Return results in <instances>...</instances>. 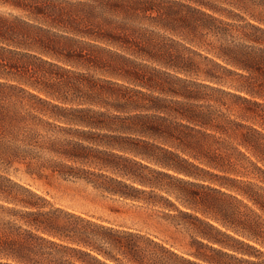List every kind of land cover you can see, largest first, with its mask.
I'll use <instances>...</instances> for the list:
<instances>
[{"label": "trees", "instance_id": "1", "mask_svg": "<svg viewBox=\"0 0 264 264\" xmlns=\"http://www.w3.org/2000/svg\"><path fill=\"white\" fill-rule=\"evenodd\" d=\"M128 1L134 17L155 14V18H150L157 22L155 26L164 31L175 32L169 23L174 15H180L179 19L185 27L197 36L190 39L182 35L185 40L212 54L213 66L232 78V91L197 83H193V88L185 85V80L178 89L157 87L154 91L159 94L181 97L185 102L149 96L138 108L154 115L139 114L130 119L139 127L138 132H155L159 138L203 167L222 173L219 179L225 182L219 183V186L233 193L222 195H228L235 206L225 207L217 201L215 205L212 203L211 207H205L206 198L194 194L191 199L194 203L186 206H201L198 212L204 218L191 217L176 208L178 213L206 228L194 226L198 237L192 238L184 253L140 234L107 227L57 208L45 211L47 201L12 180L8 172L14 163L26 162L30 165L33 161H37L34 170L40 178L42 174L39 173L48 168L51 172L58 171L39 163L40 157L35 150L78 161L74 155L76 151L54 149V144L49 146L40 140L41 136L33 126H39L43 120L33 113L58 122L96 126L94 121L83 115L88 110L67 106V103L75 102V99L68 98L65 91L70 84L66 81L67 77L59 75L58 71L53 72L52 68L56 66L42 57H53L62 48L59 44L64 37L53 29L78 31H74L70 23L67 27L60 26L58 19L52 17L55 7L51 0H0L1 5L27 13L28 18L0 14V264H264V254L259 250L221 232L209 222L215 221L235 235L264 248V198L254 183L243 180L252 178L264 183V17L250 15L254 23L243 19L244 24H236L216 17L213 13L222 14L220 10L203 0H186V4L179 0ZM183 9L186 11L184 16L181 14ZM187 13L195 14L197 19ZM139 31L141 29L121 28L114 33L106 31L110 34H105L103 38L123 50H129L131 43L135 47L143 46L144 50L135 51L139 56L180 72L190 70L189 61L180 63L171 59L164 46L151 40L144 41L143 34L137 35L141 36L140 39L137 37L140 44L135 45L131 37ZM178 34L181 36V33ZM207 36L214 41L206 44ZM57 69L68 73L66 69ZM205 78L223 82V78L216 75H206ZM144 86L154 88L147 83ZM206 89L212 94L223 95L213 99L205 95L207 100L214 102L215 108L208 105L202 109L190 103L205 100L201 90ZM226 97L237 106L235 119H230L219 110L223 107L230 112ZM65 167L69 172L75 170ZM59 173L78 178V175L62 170ZM86 173L91 177L82 179L98 192L123 201L144 200L140 196L143 191L133 185L113 177L104 176L107 180L101 181L103 175ZM29 174H32L31 171ZM121 176L133 183L146 185L138 177L122 173ZM244 200L260 214L250 209ZM218 236H226L254 249L262 254L263 260ZM236 253L241 256L237 257Z\"/></svg>", "mask_w": 264, "mask_h": 264}, {"label": "rangeland", "instance_id": "2", "mask_svg": "<svg viewBox=\"0 0 264 264\" xmlns=\"http://www.w3.org/2000/svg\"><path fill=\"white\" fill-rule=\"evenodd\" d=\"M179 1L188 3L186 0ZM203 1L220 10L222 14L213 13L216 17L230 23L244 24L245 21L254 23L255 20L250 15L264 17V0ZM51 2L55 7L52 17L58 19L60 26L67 27L70 23V27H74V31L78 32L53 29L56 34L64 37L59 44L62 48L55 52L58 54L53 57L45 55L42 57L57 68L68 71L66 73L56 67L52 68L53 72L58 71L59 75L67 77L66 81L70 83L65 87V91L68 98L75 99V102L67 103V106L88 110L83 115L94 121L96 126L58 122L48 116L33 113L43 120L39 126H33V129L40 134V140L49 146L54 144V149L59 147L66 151H76L74 155L78 157V161H70L46 151L35 150L40 157L39 163L52 166L58 171L51 172L48 168L39 173L42 174L40 178L37 170H34L37 161L35 163L33 161L30 165L26 162L14 163L9 168L8 176L45 199L48 203L45 205V211L57 208L107 227L140 234L178 253L186 252L187 245L193 241L192 238L198 237L194 233V226L198 225L199 229L204 228V230L206 228L178 213L176 208L191 217L204 218L198 212L201 206L198 208L186 206L194 203L191 200L192 195L205 197L207 201L205 207H211L212 203L215 205L217 201L223 203L225 207H234V202L228 195H222L232 192L219 186V183L225 182L219 179L222 173L203 167L159 138L155 132L148 134L138 132L139 127L133 124L130 118L139 114L154 115L150 111L138 108L149 96L161 97L172 102H185L181 97L159 94L158 91H154L157 87L168 89L172 86L178 89L184 85L182 80H185L189 83L185 85L192 87L193 83H197L223 91H232L230 86L232 78L213 66L212 54L199 48L195 43L185 40L182 35H187L190 39L197 36H193L194 32L185 27L179 19L180 15L172 17L169 25H172L175 32H171L155 26L157 22H153L154 19L150 18V16L155 18V14H147L148 17L144 15L134 17L129 10L131 4L128 0H51ZM184 10L181 11L182 16L186 15ZM207 12L211 13V11ZM0 14L27 18V13L1 4ZM187 15L197 19L193 13ZM31 22L36 23L33 20ZM130 27L141 29L135 37H131L135 45L140 44L137 37L140 39L141 36L137 35L143 34L144 41L151 40L159 46H164L171 59L180 63L189 61L190 70L186 73L180 72L139 56L135 51L144 50L143 46L135 47L131 43L132 47L129 50H123L111 44V40L103 38L105 34L106 36L110 34L106 31L114 33L118 29ZM178 33H181V36ZM213 41L211 36L205 39L206 44ZM206 75L220 76L223 82L211 81L205 78ZM146 83L154 88L145 87ZM141 93L144 95L142 96ZM201 93L205 100L190 103L202 109L208 105L215 108L214 102L207 100L205 95L211 96L210 99L223 97L220 94H212L207 89L201 90ZM225 99L226 104L230 106V112L223 107L219 110L230 119H235L238 113L237 106L227 97ZM256 127L259 128V125L256 124ZM65 165L75 170L69 172ZM201 168L204 170L202 171ZM61 170L78 175V178L62 175L59 173ZM29 171L32 174H29ZM86 171L103 175L101 181H106L105 177H113L133 185L143 191L140 196L144 200L123 201L98 192L82 179V177L85 179L91 177ZM181 171L188 174H183ZM121 173L138 177L146 185L133 183L132 180L121 176ZM225 177L233 176L225 175ZM243 180L254 183L257 186L256 190L264 198V183L252 178ZM214 190L221 192L216 193ZM244 201L250 209L260 214L250 202ZM206 220L209 221L207 218ZM209 222L221 232L232 235L245 244L249 243L264 254L263 247L235 235L215 221ZM210 234L216 235L212 231ZM218 237L242 251L258 255L259 260H263L262 254L254 249L226 236ZM236 256L241 255L236 253Z\"/></svg>", "mask_w": 264, "mask_h": 264}]
</instances>
